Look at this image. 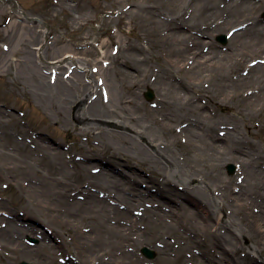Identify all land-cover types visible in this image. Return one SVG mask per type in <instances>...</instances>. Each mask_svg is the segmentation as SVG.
I'll list each match as a JSON object with an SVG mask.
<instances>
[{"label":"bare ground","instance_id":"obj_1","mask_svg":"<svg viewBox=\"0 0 264 264\" xmlns=\"http://www.w3.org/2000/svg\"><path fill=\"white\" fill-rule=\"evenodd\" d=\"M64 1L58 0L56 6L70 11L62 13L79 26L82 15L75 18L71 12L78 14L77 8ZM123 1L126 0H113L112 4ZM172 1L175 9L165 7L164 0H135L133 10L123 8L116 13L118 19L129 13L135 20L130 35L134 33L141 40L140 31L135 29L143 27L154 41L146 51L115 37L124 56L120 57L126 61L111 57L113 62L97 69L99 79L94 83L86 65L73 55L75 48L63 45L58 38L51 43L52 48L43 47V29L38 19L28 18L16 7L17 17L37 22L40 28L20 27L12 51L21 58L10 61L8 55H1L0 71L9 73L11 64L18 63L19 80L13 82L30 90L66 129L74 126L70 128L78 136H86L91 147L76 161L72 155L65 157L52 146L41 145L43 137H37L35 150L15 140L13 149L21 160L19 174L10 176L27 191L31 203L25 207L26 223L18 222L20 218L14 214H8L11 219L0 218V262L91 264L96 259L98 264H141L136 251L125 248L148 246L164 263L188 264L183 253L188 249L192 251L189 257L194 258L193 264H264L250 254L244 253L243 260L237 256L239 243L246 237L255 242L254 249L264 256V239L258 241L260 233L253 229L254 223L264 221V143L260 146L247 138L258 127L250 123L255 117L261 118L259 130L264 131V65L257 60L256 67L241 76L237 74L236 81L224 78L211 92L201 93L195 91L191 82L193 85L186 86L184 79L198 81V75L206 69L197 75L185 72L182 65L191 57L196 67L223 63L231 72L261 52L264 28L257 12L264 7V0H229L224 9L219 8L223 0ZM187 7L194 9L190 16L181 12ZM249 17L250 24L227 29L231 41L237 42L235 47H227V52L218 50L214 42L201 39L235 23L242 24L247 20L243 18ZM14 27L18 24L12 22L10 28ZM113 39L114 36L109 37ZM31 46H36V52ZM102 46H108V42ZM160 49L165 55L154 53ZM89 52L94 50L85 54ZM107 54L103 56L106 58ZM137 56L145 62L155 58L161 64L155 73L158 97L151 106L143 102L141 91L149 85L152 72L137 65L130 72L125 64L129 57ZM111 63L114 66L109 67ZM175 72L182 74L183 80H176ZM126 74L131 81L124 83L122 76ZM245 91L249 94L245 95ZM196 93L207 100L201 103ZM217 96L231 103V116L220 117L214 110H206L207 103L216 107ZM0 126L6 123L0 121ZM174 128L183 133V144L179 140V145L178 137L172 134ZM7 135L3 131L2 137ZM39 150L44 151V160L36 158ZM94 157L106 159L116 167L128 164L121 162L124 157L135 166L149 168L158 177L146 179L155 185V192L136 188L134 180L142 176L136 170L130 172L133 180L102 168L86 173L95 168L87 165ZM0 161H4L2 147ZM41 162L45 167L39 170L36 166ZM227 162L237 164L236 177L224 174L222 165ZM20 181H27V186ZM251 208H257V212L253 214ZM36 221L51 226V235L39 231ZM85 224L90 226L87 233L81 231ZM65 235L89 242V252L97 246L96 253L87 255L75 241V255L69 257ZM28 236H36L39 244L30 247L25 241ZM54 237L61 241L56 243ZM6 253L9 255L3 256ZM106 255L109 258L103 262ZM59 257L61 263L56 261Z\"/></svg>","mask_w":264,"mask_h":264},{"label":"rangeland","instance_id":"obj_2","mask_svg":"<svg viewBox=\"0 0 264 264\" xmlns=\"http://www.w3.org/2000/svg\"><path fill=\"white\" fill-rule=\"evenodd\" d=\"M57 1V2H56ZM60 1V0H59ZM113 0H65L64 2H67V4L72 5L77 8L78 14L76 12H71V14L77 18L79 15L81 16V22L80 25L73 24L67 20V17L64 14L70 13V11H61L59 7H57L58 0H0V61L2 59L1 55H8L7 59L10 61H17L19 60L20 54L16 55L15 52L13 53L12 49L15 44V39L17 35H19L20 27L21 26H33V28H41L43 29V32H41V35L43 37L42 39V46H52L51 43L56 39H60L61 43L63 45L71 46L75 48L73 51V55H75L76 58L80 62H82L84 65H86L87 70H89V75H92V81L94 83V80L99 79V74L96 73L97 69L102 66H107L108 62L111 61L112 58H116L119 60L121 57V52L119 50V44L116 42V38L122 37L125 39V44L130 43L136 48H143L144 50H150L149 46L151 45V42L154 41V39L149 35L143 27L141 29H138V27L135 29L138 33L140 31L141 34V40L132 33L130 35V28L131 26H134V19H131L129 16V13L124 15L123 18H116V13L123 8H128V10H133V2L135 0H126L121 2L120 4H112ZM229 3V0H223V3L220 4L219 8L224 9L227 4ZM164 6L167 8H173L174 2L172 0H164ZM97 6V7H96ZM16 7L21 8L22 11L28 16V18H36L38 19V22H40V25L37 24V22H27L24 21V19L21 17L16 16ZM56 10V11H55ZM186 11V16H190L194 12L193 7H187L186 10H182L181 12ZM253 11V10H252ZM64 12V14L62 13ZM258 19L260 21V25L264 28V7L257 12ZM247 19L246 21H241L242 24L236 25L237 23L233 24L230 27H227L222 32L214 33L213 36H201L203 41L206 42H214L217 46V49L221 52H227V47H230V45H237V42H232L229 38V34L226 33L227 29H239V27H242L244 25L250 24L252 21L249 18H243ZM12 22H15L18 24V27L10 28V25ZM39 30V29H38ZM162 33L166 34L163 29ZM114 36V39L111 41L109 40V37ZM166 36V35H165ZM116 37V38H115ZM221 38H224V41L220 40ZM108 46H102V43H107ZM188 48H192L191 45H186ZM249 46V45H248ZM34 47L31 46L32 52H36L34 50ZM261 52H258L257 55L251 56L246 59L245 64L238 67L237 70L229 71L226 66V64H223L221 66H202V65H195L194 59L189 57L186 60L183 61V69L185 72H195L198 75V71L203 70L205 68L206 70L199 74L198 81H189L185 80L184 82L186 86L193 85L195 86V91H199L201 93V90L209 91L211 92V88L215 87L218 82H223L224 78L230 79L231 81H236L237 74L241 76L242 72H246L249 68L256 67V63H259L257 60H260L262 64L264 65V44H260ZM257 51H259V48H254ZM87 50H94V52H89L85 54ZM12 51V52H11ZM247 51V50H246ZM250 52V51H249ZM103 53H108L107 57L105 58L103 56ZM156 55L161 54L165 55L164 49L158 50V52H154ZM255 54V53H254ZM110 55V58L108 57ZM126 55V54H125ZM121 56V57H120ZM112 57V58H111ZM53 58L52 56H49V59ZM258 58V59H257ZM48 59V60H49ZM48 60H45L48 61ZM121 61H126L125 58H121ZM102 62H106V64H103ZM113 62V60L111 61ZM128 62V63H127ZM125 62L127 64L128 70L130 72L134 71L133 66L137 65L138 67H141L142 70H150L152 72V79H150V83L148 86L144 87L142 89V95L141 98L143 102L147 105H152L157 100V84L155 86L156 82V76L155 73L159 71L160 63L155 58L148 59L147 62H145L142 58V56H137L135 58L129 57V60ZM250 64H253L252 67H249ZM11 72L8 73V71H0V121L6 123V126H0V148H3L4 151V161H0V202L3 205V208H0V218H3L5 216H9L8 214H11V216H16L20 219H18V222L25 221L27 222L26 213L27 210L25 207H27L31 200L29 199V194L25 189H23L16 181L15 178H11L10 173L12 174H19V167H18V161L21 160V155L14 151L13 145L15 143V140L17 142L25 143L27 148L29 149H37L39 141H37V137H43V143L41 145L43 146H52L55 148V150L61 151L65 157L73 156V158L76 161L81 160V155L86 152L87 148L89 149V140L84 135H77L74 130L70 127L66 129L62 124L58 123L55 119V116L46 108L44 107L39 101H37L34 96L32 95L31 91L27 88L24 89L20 85H16L14 82L17 81V78L19 80V72H18V63L11 64ZM45 65V64H44ZM46 66V65H45ZM114 66L113 63L109 67ZM17 68V70H16ZM201 68V69H200ZM92 70H96L95 73H93ZM79 72V71H78ZM149 76L150 77V74ZM211 75V78L208 77ZM175 79L176 80H183V75L180 73L175 72ZM124 76V75H123ZM124 83L130 82L131 78L126 74V77H123ZM243 77V75H242ZM14 81V82H13ZM193 84H191V83ZM151 91L153 96L151 99H147L145 97V94L147 91ZM245 91V95H247ZM251 94V93H250ZM257 94V93H256ZM196 95H199V98L202 102H205L207 98L201 96L200 94L196 93ZM217 104L216 107L211 106L210 104H206V110H214L217 116L220 117H228L231 116V114L228 111V107L231 105L230 102H224L221 97L217 96ZM14 119V122L12 121ZM250 123L258 125V127L253 129V134L249 135L247 138L249 141L253 142L254 144L263 145L264 143V131L259 130V126L262 125V120L260 117L253 118ZM73 125V124H72ZM81 124L79 125V127ZM177 128L180 129L178 126ZM177 128L173 129L172 134L176 135L178 137V144L179 140L180 143L183 144L184 135L183 133H180V130H177ZM3 131L7 132V136H3ZM180 145V144H179ZM82 150H80V149ZM89 153V152H87ZM36 155V158L44 160V151L39 150V152ZM83 160V159H82ZM122 163H128L126 165H122L120 167H116L115 165L111 164L110 162H107L106 159L102 160L99 158L90 159L87 161V165L89 167H95L90 168L86 170V173L95 172L99 168L106 169L109 172H113V175H120L123 178L133 180V175L130 173L133 170L138 171L140 174H142L141 177L137 176L135 183L137 184V189H140L142 191H148L151 193H154L156 190L155 185L151 184L149 181H146V179H152L153 177L156 178L157 175L151 171L149 168L143 167V166H135L132 163L126 161L124 157L121 158ZM41 163H37L36 166L39 170L44 168L45 166ZM233 167V172H229L228 167ZM93 169V170H92ZM89 170V171H88ZM222 170L224 174L228 177H236L237 174V164L234 162H227L224 165H222ZM9 173V174H8ZM158 178V177H157ZM21 185L24 187L27 186V181H20ZM75 192H70V195H74ZM251 211L253 214L257 212V208H251ZM14 214V215H13ZM11 216L7 217L11 219ZM6 218V217H5ZM29 219V217H28ZM31 222V221H30ZM35 222V221H34ZM24 223V222H22ZM113 222H111L112 224ZM215 223L212 222L211 224ZM37 229L41 232H46L51 235L52 229L51 226L46 225L45 223L37 222ZM214 225V224H213ZM50 227V228H49ZM89 224H85L81 226V231L84 233H87L89 231ZM253 229L255 232H259L260 235L258 236V241H263L264 239V221H259L257 223L253 224ZM132 232H135L134 230ZM67 236V235H65ZM53 237V235H52ZM68 238L65 240L67 243V247L69 249L68 256L75 255L74 254V248L76 247L77 243H79V246H82V251L86 253L87 255L96 253L97 246L94 247L93 251L89 252L88 248L90 247L89 242L79 241L76 240L74 236H67ZM74 237V239H73ZM138 236H134V238H137ZM54 240H56V243L60 242L61 239L54 237ZM168 240V238H167ZM257 240V239H256ZM26 243L30 247H36L39 243L36 236L33 237H26L25 238ZM34 241V242H33ZM77 243H76V242ZM169 241V240H168ZM255 241V239H254ZM53 243V241H50ZM254 243L251 242L249 238L241 239L239 243V251H238V258L243 260L242 256L244 253L250 254L254 256L258 261H264V256L259 254L258 250L254 249ZM259 245V243H258ZM146 249L149 253L152 254V258H148L143 253V250ZM128 252H135L138 257L142 259L141 264H174L171 261H165L162 262L158 256L156 255L155 251H153L148 246H142L139 249L135 250L133 247H127L125 248ZM191 250L188 251V249L184 250L185 259L187 260L188 264H193L194 258H190ZM6 257L9 254H3V256ZM183 255V257H184ZM70 257V256H69ZM108 255L103 257V262L107 261ZM172 257V256H171ZM56 258V261L58 263L60 262V259ZM192 260V262H191ZM1 261V260H0ZM25 262L29 264H33L29 260H24ZM99 260L93 259L91 264H98ZM175 264H180L174 261ZM21 261L10 263H4L0 262V264H20ZM64 263V261H63ZM118 264H127L125 262L119 261ZM129 264V263H128ZM132 264V263H131ZM247 264V263H245Z\"/></svg>","mask_w":264,"mask_h":264},{"label":"water","instance_id":"obj_3","mask_svg":"<svg viewBox=\"0 0 264 264\" xmlns=\"http://www.w3.org/2000/svg\"><path fill=\"white\" fill-rule=\"evenodd\" d=\"M146 96H147L148 98H151V97H152V94H151L150 92H148ZM230 170L232 171L233 168L230 167ZM149 256L151 257L152 255H149ZM21 264H27V263L22 262Z\"/></svg>","mask_w":264,"mask_h":264}]
</instances>
